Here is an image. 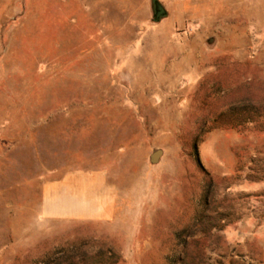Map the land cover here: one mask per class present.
Instances as JSON below:
<instances>
[{
	"label": "rangeland",
	"instance_id": "obj_1",
	"mask_svg": "<svg viewBox=\"0 0 264 264\" xmlns=\"http://www.w3.org/2000/svg\"><path fill=\"white\" fill-rule=\"evenodd\" d=\"M159 1L0 0V264H264V0ZM59 172L117 212L47 216Z\"/></svg>",
	"mask_w": 264,
	"mask_h": 264
},
{
	"label": "crops",
	"instance_id": "obj_2",
	"mask_svg": "<svg viewBox=\"0 0 264 264\" xmlns=\"http://www.w3.org/2000/svg\"><path fill=\"white\" fill-rule=\"evenodd\" d=\"M11 140V133L0 130V174L4 173L2 163L12 159L5 150ZM108 189L99 174L81 172L63 178L60 172L54 173L53 181L43 185L44 212L57 220L112 216L117 212V197Z\"/></svg>",
	"mask_w": 264,
	"mask_h": 264
},
{
	"label": "water",
	"instance_id": "obj_3",
	"mask_svg": "<svg viewBox=\"0 0 264 264\" xmlns=\"http://www.w3.org/2000/svg\"><path fill=\"white\" fill-rule=\"evenodd\" d=\"M152 9H153V16L154 21L159 22L164 18H167L169 13L167 9L163 6V4L159 0H152ZM163 150L159 149L152 153L150 156V162L152 164H158L163 156Z\"/></svg>",
	"mask_w": 264,
	"mask_h": 264
}]
</instances>
